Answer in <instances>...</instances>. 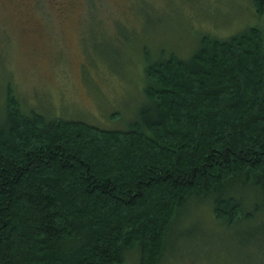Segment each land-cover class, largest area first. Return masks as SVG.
I'll use <instances>...</instances> for the list:
<instances>
[{
  "label": "trees",
  "instance_id": "1",
  "mask_svg": "<svg viewBox=\"0 0 264 264\" xmlns=\"http://www.w3.org/2000/svg\"><path fill=\"white\" fill-rule=\"evenodd\" d=\"M145 58L146 101L123 130L25 114L7 92L0 264H123L134 250L161 264L190 203L224 229L264 215L262 29ZM183 229L177 241L195 235Z\"/></svg>",
  "mask_w": 264,
  "mask_h": 264
},
{
  "label": "rangeland",
  "instance_id": "2",
  "mask_svg": "<svg viewBox=\"0 0 264 264\" xmlns=\"http://www.w3.org/2000/svg\"><path fill=\"white\" fill-rule=\"evenodd\" d=\"M34 1L0 0L1 123L9 91L25 114L126 129L146 101L145 57L185 60L205 36L264 33L251 0H67L59 9ZM185 213L161 264H264V215L237 230L220 227L208 203ZM183 228L195 235L177 241ZM138 262L134 250L123 264Z\"/></svg>",
  "mask_w": 264,
  "mask_h": 264
},
{
  "label": "flooded vegetation",
  "instance_id": "3",
  "mask_svg": "<svg viewBox=\"0 0 264 264\" xmlns=\"http://www.w3.org/2000/svg\"><path fill=\"white\" fill-rule=\"evenodd\" d=\"M40 3V2H46L48 4H51L56 9H59L61 6L65 5L67 3V0H35L33 3Z\"/></svg>",
  "mask_w": 264,
  "mask_h": 264
}]
</instances>
